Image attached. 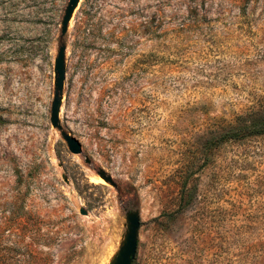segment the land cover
Instances as JSON below:
<instances>
[{
	"label": "rangeland",
	"instance_id": "1",
	"mask_svg": "<svg viewBox=\"0 0 264 264\" xmlns=\"http://www.w3.org/2000/svg\"><path fill=\"white\" fill-rule=\"evenodd\" d=\"M67 2L0 0V264H111L133 212L131 264H264V134L222 141L264 122V0Z\"/></svg>",
	"mask_w": 264,
	"mask_h": 264
},
{
	"label": "water",
	"instance_id": "2",
	"mask_svg": "<svg viewBox=\"0 0 264 264\" xmlns=\"http://www.w3.org/2000/svg\"><path fill=\"white\" fill-rule=\"evenodd\" d=\"M79 0H68L62 20H61V33L64 34L67 31V26L72 16V13L77 6ZM65 46H61L57 56L54 59L53 71H54V95L50 107V123L53 127L60 128L59 112L61 106V96L65 79V64H64V52ZM63 138L67 143L69 150L72 153H79L81 151V145L77 139L62 132ZM127 232L124 240L118 252L111 264H131L132 259L136 253L137 247V230L140 225V220L137 213H129L127 215Z\"/></svg>",
	"mask_w": 264,
	"mask_h": 264
},
{
	"label": "trees",
	"instance_id": "3",
	"mask_svg": "<svg viewBox=\"0 0 264 264\" xmlns=\"http://www.w3.org/2000/svg\"><path fill=\"white\" fill-rule=\"evenodd\" d=\"M232 134H226L222 136V141H227L229 139H244L246 136L250 134H264V122L256 125V124H244L240 128L231 132Z\"/></svg>",
	"mask_w": 264,
	"mask_h": 264
},
{
	"label": "bare ground",
	"instance_id": "4",
	"mask_svg": "<svg viewBox=\"0 0 264 264\" xmlns=\"http://www.w3.org/2000/svg\"><path fill=\"white\" fill-rule=\"evenodd\" d=\"M96 181H97V182H101V178H100V179L97 178Z\"/></svg>",
	"mask_w": 264,
	"mask_h": 264
}]
</instances>
